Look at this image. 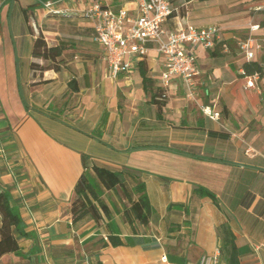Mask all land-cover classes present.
<instances>
[{"label": "crops", "instance_id": "obj_1", "mask_svg": "<svg viewBox=\"0 0 264 264\" xmlns=\"http://www.w3.org/2000/svg\"><path fill=\"white\" fill-rule=\"evenodd\" d=\"M45 1L56 0H35L32 7L0 0V194L10 197L24 233L13 230L0 264H198L202 256L220 264L223 224L240 264H264V26L251 32L230 8L210 14L198 0L192 13L170 19L168 29L226 19L222 54L194 51L198 75L190 100L177 81L162 87L154 51L140 60L148 89L139 64L110 77L100 46L91 42L90 22L75 13L90 0L64 1L66 15L49 14ZM100 1L135 14V0ZM236 1L246 0L224 4ZM39 34L48 46L65 45L59 70L31 69L32 62L48 64L31 54ZM248 36L255 44L250 62L263 67L253 88L246 87L248 61L240 48ZM158 90L166 95L160 109L152 100ZM247 146L255 153L246 154ZM93 165L125 174L129 186L144 183L148 225L127 222L122 189L103 190ZM83 173L110 218L72 222L74 186ZM110 236L121 243L111 245Z\"/></svg>", "mask_w": 264, "mask_h": 264}, {"label": "built area", "instance_id": "obj_2", "mask_svg": "<svg viewBox=\"0 0 264 264\" xmlns=\"http://www.w3.org/2000/svg\"><path fill=\"white\" fill-rule=\"evenodd\" d=\"M64 1L74 0L45 1L41 5L51 15H66L71 11L63 5ZM135 3V14H130L124 7L115 11L100 0H90L81 9L75 10V13L90 22L91 42L100 46L101 59L106 63L110 77L116 78L121 72L133 71L138 62L147 57L149 51H154L161 58L162 87L177 81L184 88L186 97L195 100V77L198 75V68L194 51L198 46L207 50L213 49L221 41L220 28L186 25L168 29V21L174 18L170 17V0H135ZM253 9L264 10V1ZM257 29L258 25L250 26L251 32ZM254 45L251 36L240 43L248 62L253 59ZM258 76L259 73L246 76V87H255ZM162 97H166L165 93ZM201 110L204 115L214 120L216 115L211 109L203 107ZM244 152L253 154L255 150L247 146ZM215 262L216 256H202L198 264Z\"/></svg>", "mask_w": 264, "mask_h": 264}, {"label": "trees", "instance_id": "obj_3", "mask_svg": "<svg viewBox=\"0 0 264 264\" xmlns=\"http://www.w3.org/2000/svg\"><path fill=\"white\" fill-rule=\"evenodd\" d=\"M188 1L189 0H170L172 8V14L170 17L186 16L187 12L185 5ZM198 1L205 2L209 0ZM257 11L263 12L264 10ZM261 26H264V21L259 23L258 28ZM223 45L224 42L220 41L213 49H208L210 56H218L222 54ZM65 48V45L62 43L55 46H48L44 37L39 34L33 41L31 54L34 58L47 61L48 64L41 66L32 62L30 64L31 69L33 71H44L49 69L59 70L60 64L63 62L62 54ZM138 64L144 88L148 89L151 79L147 76V70L144 63L139 61ZM243 69L246 75L254 73L261 74L263 71V67L254 61L244 63ZM69 87L73 90L77 89L74 85V81H70ZM162 94V90H158L152 96V100L157 105L158 109L165 105L166 97H162ZM86 160L87 158H85L83 162L84 168H87ZM91 170L103 190H111L116 186H120L125 198L130 203V207L123 211L125 219L128 223L136 221L143 226L148 225L152 208L145 193V187L142 181L135 180L134 184L129 186V184H127L126 175L123 173L111 171L95 165L91 167ZM129 177L132 178L133 176ZM70 212L73 223H76L87 216L95 221H99L102 217L110 218V210L108 206L98 196L85 173L79 177L74 186V199L71 203ZM0 215L2 218V225L0 227L1 257L9 251L8 242L12 237L13 230L18 232L20 235H23L24 233L21 227L20 217L10 203V197L5 193L0 194ZM219 234L221 238L220 264H240L237 249L234 243V237L230 227L227 224L221 225L219 227ZM108 239L113 246H117L121 243L117 237L110 236ZM16 254L20 253L16 252Z\"/></svg>", "mask_w": 264, "mask_h": 264}, {"label": "rangeland", "instance_id": "obj_4", "mask_svg": "<svg viewBox=\"0 0 264 264\" xmlns=\"http://www.w3.org/2000/svg\"><path fill=\"white\" fill-rule=\"evenodd\" d=\"M22 5L25 6V5H28V6H34L35 4V0H20ZM229 0H216V1H206L204 2L203 6L205 7V10H208L211 13L215 12V13H220V14H224V13H227L225 11H227L226 9L227 8H230L232 10V12L234 11L236 15V17H234V21L236 23H243V21L245 20V23H247V27L255 23H261L264 21V11L262 12H259V11H255L252 8H247L246 7V10H245V6L246 5H250V4H253L254 2L256 1H264V0H246V1H236V3L234 4H230V5H225L224 3L225 2H228ZM195 3V2H194ZM192 0L190 1V3H186L185 7H186V12H189V13H192ZM246 11V12H245ZM225 16V15H224ZM224 16H215V17H212L214 18V21L211 22V26H216L218 28H220L221 30V27H220V24H223V23H226V19H224L225 17ZM209 24V23H208Z\"/></svg>", "mask_w": 264, "mask_h": 264}]
</instances>
